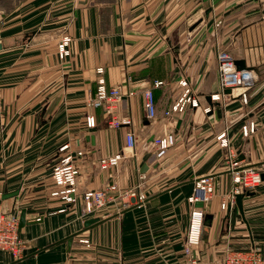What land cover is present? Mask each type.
Here are the masks:
<instances>
[{
    "label": "crops",
    "instance_id": "1",
    "mask_svg": "<svg viewBox=\"0 0 264 264\" xmlns=\"http://www.w3.org/2000/svg\"><path fill=\"white\" fill-rule=\"evenodd\" d=\"M64 36L70 55L61 58ZM0 46V209L19 216L26 209L31 221L20 230L25 256L0 251V264H176L185 258L188 198L204 176L214 178L215 192L201 262L220 264L226 248L253 247L264 257V181L240 193L242 206L223 209L234 182L216 139L229 126L241 166L264 173V0H0ZM224 49L257 75L247 101L223 95L217 57ZM101 77L108 88H123L112 111L88 105ZM185 78L199 106L165 116ZM146 89L154 92L156 119L146 114ZM115 118L132 122L115 127ZM129 131L136 150L101 169V158L125 150ZM169 133L174 144L157 158L153 137ZM66 143L84 152L81 189L104 188L114 175L122 190L143 183L145 202L84 218L79 195L59 212L66 203L51 195V171ZM91 218L101 221L86 226Z\"/></svg>",
    "mask_w": 264,
    "mask_h": 264
},
{
    "label": "built area",
    "instance_id": "2",
    "mask_svg": "<svg viewBox=\"0 0 264 264\" xmlns=\"http://www.w3.org/2000/svg\"><path fill=\"white\" fill-rule=\"evenodd\" d=\"M71 38L64 36L58 44L59 56L65 58L70 55L68 48ZM218 69L220 73V84L223 95L226 97L240 96L247 101L248 92L254 87L257 75L251 69H239L235 57L230 51L224 49L218 53ZM99 73H103V68H98ZM163 82L157 81L156 86H160ZM180 84L183 86V92L178 100L165 111V116H169L174 112H183L187 105L192 107L199 106V99L193 95L192 88L188 79H182ZM231 92L227 93L226 90ZM238 90V92H235ZM132 93V92H129ZM123 98V88L121 85L108 88L105 78L98 80L96 92L88 98V105L93 108L106 107L112 111L115 103ZM145 110L150 119L157 117V104L152 89H146L144 92ZM213 99H220L221 94H214ZM208 112L210 107L205 108ZM131 119L115 118L111 121V125L118 127L122 124H131ZM87 125L89 128L96 126V118L94 115L87 117ZM229 126H225L217 135L216 139L220 146L225 149V166L232 173L234 187L228 194V199L222 202V208L227 209L234 206L237 202V195L242 191H253L258 189L264 179L262 171L256 166H241L242 161L237 153L231 147L229 141ZM244 132H254L255 123L249 122L243 127ZM175 135L169 133L163 136H154L153 142L156 148L155 155L161 158L166 155L168 149L174 144ZM137 148V137L134 131L126 134L125 150L113 156L103 157L100 159L101 169H110L117 167L120 160L125 157L127 151H135ZM61 153L60 159L52 167V178L56 185V189L52 191L53 197H58L66 203V206L60 208L59 212L67 211L70 205L75 202L79 195L82 196L84 207L82 217L94 216L96 212L106 208L111 203H121L125 207L145 202L147 195L145 192H138L143 183L135 188L122 190L115 176L112 182L101 189H81L79 177L81 176V167L79 160L84 155L82 150L74 149L71 143H66L59 148ZM144 179L143 177H141ZM215 192V181L212 176L200 177L196 180L194 191L188 198L191 204L190 223L185 240L183 260L176 264H204L199 259L197 250L202 243L203 229L205 224L206 208ZM203 202V207L196 206V202ZM38 220L41 217H37ZM20 216L15 212H7L0 209V251L10 253L15 259H21L26 254L27 242L20 235ZM220 264H264V257L256 248L248 249H228Z\"/></svg>",
    "mask_w": 264,
    "mask_h": 264
},
{
    "label": "water",
    "instance_id": "3",
    "mask_svg": "<svg viewBox=\"0 0 264 264\" xmlns=\"http://www.w3.org/2000/svg\"><path fill=\"white\" fill-rule=\"evenodd\" d=\"M0 48H1V46H0ZM236 63H237V66H238L239 69H245V64H244L243 60H236ZM226 92L229 93V92H231V90L227 89ZM262 176H263V179H264V173L262 174ZM18 194H19V190H16V191L7 193L5 195V198L15 197ZM241 198H242V194H238L237 195V202H238V204L240 206H242V203H241L242 199ZM196 206L203 207L204 204H203V202L198 201V202H196ZM26 215H27L26 209L22 210V213H21V216H20V228H22L25 224L31 222V221L27 220ZM100 221H101L100 218H91V219L86 221L85 225L86 226H90V225L96 224V223H98Z\"/></svg>",
    "mask_w": 264,
    "mask_h": 264
},
{
    "label": "rangeland",
    "instance_id": "4",
    "mask_svg": "<svg viewBox=\"0 0 264 264\" xmlns=\"http://www.w3.org/2000/svg\"><path fill=\"white\" fill-rule=\"evenodd\" d=\"M116 204L117 205H115V206H108V207H106L104 209L99 210L98 212L95 213L94 217L97 216V217L103 218L104 216H107L109 214H112L115 211H118V209L122 210V208H125V206L123 204H121V203H116ZM228 249H230V248H226V251Z\"/></svg>",
    "mask_w": 264,
    "mask_h": 264
},
{
    "label": "bare ground",
    "instance_id": "5",
    "mask_svg": "<svg viewBox=\"0 0 264 264\" xmlns=\"http://www.w3.org/2000/svg\"><path fill=\"white\" fill-rule=\"evenodd\" d=\"M235 91H238V90H235Z\"/></svg>",
    "mask_w": 264,
    "mask_h": 264
}]
</instances>
